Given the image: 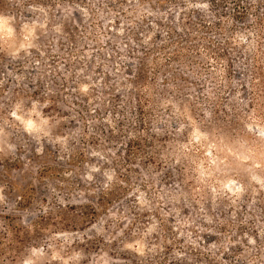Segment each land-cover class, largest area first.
<instances>
[{
    "label": "rangeland",
    "instance_id": "obj_1",
    "mask_svg": "<svg viewBox=\"0 0 264 264\" xmlns=\"http://www.w3.org/2000/svg\"><path fill=\"white\" fill-rule=\"evenodd\" d=\"M0 264H264V0H0Z\"/></svg>",
    "mask_w": 264,
    "mask_h": 264
},
{
    "label": "snow or ice",
    "instance_id": "obj_2",
    "mask_svg": "<svg viewBox=\"0 0 264 264\" xmlns=\"http://www.w3.org/2000/svg\"><path fill=\"white\" fill-rule=\"evenodd\" d=\"M6 23V22H5Z\"/></svg>",
    "mask_w": 264,
    "mask_h": 264
}]
</instances>
